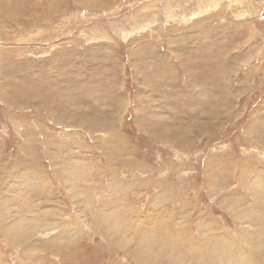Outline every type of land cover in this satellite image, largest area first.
Instances as JSON below:
<instances>
[{"label":"rangeland","instance_id":"1","mask_svg":"<svg viewBox=\"0 0 264 264\" xmlns=\"http://www.w3.org/2000/svg\"><path fill=\"white\" fill-rule=\"evenodd\" d=\"M0 264H264V0H0Z\"/></svg>","mask_w":264,"mask_h":264},{"label":"crops","instance_id":"2","mask_svg":"<svg viewBox=\"0 0 264 264\" xmlns=\"http://www.w3.org/2000/svg\"><path fill=\"white\" fill-rule=\"evenodd\" d=\"M210 77H211V78L214 77V78H212V79L209 81V83L211 84L212 82H214V81L216 80V75L214 74L213 76H211V74H210Z\"/></svg>","mask_w":264,"mask_h":264}]
</instances>
